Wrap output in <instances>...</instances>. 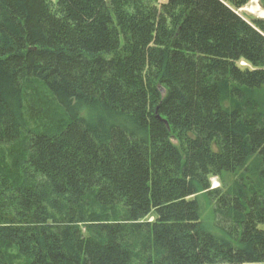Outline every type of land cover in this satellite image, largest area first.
Returning <instances> with one entry per match:
<instances>
[{"label": "trees", "instance_id": "1", "mask_svg": "<svg viewBox=\"0 0 264 264\" xmlns=\"http://www.w3.org/2000/svg\"><path fill=\"white\" fill-rule=\"evenodd\" d=\"M249 1L0 0V264L264 263Z\"/></svg>", "mask_w": 264, "mask_h": 264}, {"label": "rangeland", "instance_id": "2", "mask_svg": "<svg viewBox=\"0 0 264 264\" xmlns=\"http://www.w3.org/2000/svg\"><path fill=\"white\" fill-rule=\"evenodd\" d=\"M252 3H253V0H250L249 3L244 7L245 10H241V11L239 10L238 12L240 14H243V15H248L249 13H251L250 15H253V16L258 17V18H263V17L259 16L256 13H253V12H249L248 13L246 8L251 6ZM212 181H213V186L214 187H217L219 185L218 180L216 178H213ZM202 201H204V218H207L208 221H211L212 210H211L210 206L207 204V202L205 200H202ZM152 218L153 217H151V219ZM249 264H264V263H249Z\"/></svg>", "mask_w": 264, "mask_h": 264}, {"label": "bare ground", "instance_id": "3", "mask_svg": "<svg viewBox=\"0 0 264 264\" xmlns=\"http://www.w3.org/2000/svg\"><path fill=\"white\" fill-rule=\"evenodd\" d=\"M259 0H253V3L251 6L247 7L246 10L249 12H253L258 14L259 16H264V9H261L259 4Z\"/></svg>", "mask_w": 264, "mask_h": 264}, {"label": "water", "instance_id": "4", "mask_svg": "<svg viewBox=\"0 0 264 264\" xmlns=\"http://www.w3.org/2000/svg\"><path fill=\"white\" fill-rule=\"evenodd\" d=\"M259 4L261 5L262 8H264V2L262 0H259Z\"/></svg>", "mask_w": 264, "mask_h": 264}, {"label": "crops", "instance_id": "5", "mask_svg": "<svg viewBox=\"0 0 264 264\" xmlns=\"http://www.w3.org/2000/svg\"><path fill=\"white\" fill-rule=\"evenodd\" d=\"M259 6H260V8H261V9H264V8H262V7H261V5H259ZM261 17H263V18H264V16H261Z\"/></svg>", "mask_w": 264, "mask_h": 264}]
</instances>
